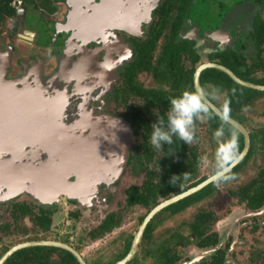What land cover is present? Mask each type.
<instances>
[{
	"label": "flooded vegetation",
	"instance_id": "obj_1",
	"mask_svg": "<svg viewBox=\"0 0 264 264\" xmlns=\"http://www.w3.org/2000/svg\"><path fill=\"white\" fill-rule=\"evenodd\" d=\"M53 1L57 3L47 10L50 15L52 14V18L44 12L47 8L27 4L24 0H14L12 2L15 7V14L4 19L0 26V93L2 96H8V99L11 100L17 99L21 92L23 97L20 94V98L24 100L26 95L27 104L25 106H17V108L23 112L29 107L28 113H34L32 106L28 104L31 102L30 97L36 102V110L38 112L41 106L48 105L52 95L57 90L67 88L68 93L72 97L71 101L74 100L75 103L71 106L72 102H70L68 103L69 106L58 108L56 114L59 117L56 120V124H59L58 130L60 131L72 130L79 137V141L77 145L74 144V141H71V143L76 146L82 145V150L78 151L72 148V150L67 151L70 153H66L67 156L65 157L66 161L64 164L61 161L55 162L53 160L52 162L51 157L53 156L47 151L39 147H31L32 150H30V147L24 145L23 141L22 144H19L14 135L7 133L12 130L11 128H21V125H27L28 123H12L9 129L4 126L5 130L2 128L3 125L0 124V175L4 172L7 173L8 166L4 165L6 161L24 165L25 167L35 165L40 169L54 166L53 169L57 170V172L52 173L55 174L54 177L45 176L46 181L42 187H39L33 181V178L28 177V179H23L21 177V179H18L19 176H15L9 180L6 174L4 175L6 180L0 182V264H76L75 261L77 264H81L77 257L64 247L50 244H26L21 246L26 242L45 240L59 241L72 246L88 264H116L128 254L133 239L151 209L159 202L180 193H171L165 196L158 195L159 202L148 208L140 203L129 204L127 201L129 195L127 191L133 185L127 187L125 190L127 192L125 199L126 206L131 208V206L138 204L142 205L144 210L138 215L136 219L137 228L132 233L124 239L121 237V234L117 236V240L122 243L118 254H116L118 247L106 248L100 253L91 252V249H89L91 248V244L88 242L91 239H101L107 234L115 233L113 231L118 227L124 228L125 225L122 221L127 211L126 206L122 211L112 210L105 213L98 224L90 226L86 231L84 229H87L88 226L85 222L77 227L78 224L82 223V214L85 208L94 206L90 203V199L98 191L102 189L106 190L105 197L102 200L98 198L99 203L105 206L114 194L113 190L109 188L117 184L122 171L126 167L135 165L132 164V160H139L141 168H145L143 161L147 163L144 157L145 137L141 131L144 132L142 124L148 116L150 117V112L149 115L144 112L140 106H137L140 104H130L129 98L133 96L138 97L142 100V104L147 99L139 94L126 92L129 85L125 72L127 67L131 66L133 61L138 59V47L150 39L153 30L157 27V20L159 18L157 8L163 0ZM61 3L64 6L60 5ZM20 6H25L26 8L19 10ZM262 11H264V8H259V16L262 15ZM29 14L32 17L28 21ZM254 14L248 24V28L251 27L249 33L246 32L250 36L249 41H252L251 37L254 31L252 29ZM221 26L224 27L225 31H230L229 39L231 41L228 40L229 43L227 44V37L225 42L221 41L222 38L218 39L216 37L212 39L210 36H207L205 41L209 39L207 40L209 44L206 47L211 48V45L214 43L217 44V49L227 46L234 48L233 45L236 39L232 42V38L236 35V30H230L224 23ZM221 26L215 28V30L221 29ZM168 30L170 28L166 29L165 34L168 33ZM207 30L212 29L204 28L202 24L195 22L192 16H188L184 19L179 29V34L193 40L192 46L201 54L200 47L205 48L203 37L204 32ZM164 39V36L159 37L156 49L145 54L146 57L150 58L152 65L155 64L156 61L154 59H157L162 51ZM211 41L213 42L212 44ZM256 45L255 41H252L248 46L252 50L257 48ZM215 50L208 51L206 59H202L196 68L207 61L217 62L215 59H209L208 56V53ZM200 56L202 58V54ZM96 63L101 64L104 69H102L103 71L100 70L101 73L105 70L107 73L109 68L110 71L114 72L112 83L107 77L99 79V70L97 69L100 67H97ZM195 70L193 73V83ZM142 73L145 76L149 75L147 80L140 79V76L143 75ZM134 80L144 89L169 88L168 84L155 80L152 72L147 70L136 73ZM150 81L156 82L161 86L154 87L148 85L147 83ZM162 85H166V87ZM194 89L196 90L195 85ZM26 90L31 91L30 97L26 93ZM109 98H112V101L114 98L118 102L116 104L118 106H115L117 107L116 112L108 110ZM214 99L215 102L211 100L217 105L219 101L215 97ZM88 102L90 105L93 103V105L89 106L88 104V106H85ZM5 107L8 110L13 108V106ZM95 107L99 109L100 113L105 109V111H108L115 117L111 116V119L103 117L100 114H95L93 112ZM153 108L158 107L154 106ZM146 110H148V107ZM204 119L211 130L208 134H212L216 129L208 123L206 117ZM124 123H129L132 131V134H130L129 131L126 132L125 130L126 136L130 138L125 143V147L129 148L130 144L137 145L135 137L136 142H138L139 133L142 136H140L142 152L134 156L131 161L129 151L124 161L118 153L113 152L114 149L116 151L119 150L117 144L120 147L119 154L125 150L124 143L115 137L121 131L124 132ZM242 123L249 130L251 145L247 154L235 166L239 165L249 153L251 154L242 163L238 171L230 175L229 179L218 181L234 184L232 187L236 186L237 188L232 192V195L236 196L237 201L243 203L240 205L241 203L238 202L239 208L241 206L244 208L241 212L235 213V210H233L228 214V216H236L232 220L233 222H231V230L228 233V237L232 239L234 245L231 247L232 243L229 241L219 243L220 235L216 227L220 221H215L214 225L212 224L214 216L211 218L209 214L213 215L215 212L211 210L198 212L194 220L188 224L189 232H186L184 227H182L176 231L173 230L168 236L165 235L159 241L156 239L155 233L159 227L157 224L164 219V217L159 218L160 214L169 213L171 216H175L195 203L211 197L218 188V182L212 181L204 186L206 187L215 183L216 189L212 193L193 202L181 211L172 212L169 208L171 204L181 199L160 209L147 223L138 242L135 254L125 264H137L136 261L142 248L145 250L143 253L149 255L156 264H240L235 259L236 257L239 258L237 256L239 255V251H236L237 255L234 258L230 254L235 251L233 248L237 244H246L248 240H250V245H253L254 250H258L257 254L255 251V256L253 255L254 251L252 252V257L254 258V263L252 264H257V262L264 264V200L258 202L256 201L257 199H254L257 192L264 194V159L256 162L255 165L257 167L254 171L246 169L249 162L251 163L254 158L259 157L257 155L261 153V150L264 154V138L261 128L259 130L249 128L246 118ZM31 127L29 126V133L33 132ZM44 127L50 131L51 126L48 122H46V125L44 124ZM262 127H264V124ZM252 135H254V139ZM9 136L13 138V141L5 144L4 140L10 138ZM197 138L198 136L196 135L195 140ZM185 144L187 146V154L190 155V147L198 145V142H185ZM7 145L9 146L7 147ZM197 155L199 160V153ZM114 170L116 171L114 172ZM75 172L77 174H84V176L81 175L82 178L80 177L78 181L77 178L79 176ZM117 172L119 173L118 176L114 177ZM138 172L140 173L141 171ZM67 174L73 186L68 184L67 188L69 191L58 192V189H56L58 185L55 182L58 179H65ZM198 175L195 178L197 183L194 185L189 184L182 191L205 181L212 176V173L209 175ZM247 177L250 178L245 183L244 180ZM145 178L140 186L143 184ZM40 179L42 180V178ZM156 181H158V178H156ZM65 206L67 207V218H58V215L62 213ZM111 213L120 217V223L114 225L111 229H100L101 225L107 222ZM199 213L205 214L206 218L203 221L201 219L200 225H197L196 217ZM193 224L197 225L194 236L192 235ZM240 234L244 235L245 238H241ZM205 238L211 243L207 245L200 244ZM128 240H130V244L128 250L124 252L128 245ZM112 241L114 242L115 240ZM192 241H195V244L203 249V253L190 258L187 255L181 260L183 250L186 248L183 246L188 245ZM13 248L15 249L8 254ZM246 251L251 256L249 250H244L243 253ZM69 254L74 257L75 261ZM221 256H223V259H219ZM169 257L177 258L172 263H166L169 261Z\"/></svg>",
	"mask_w": 264,
	"mask_h": 264
},
{
	"label": "trees",
	"instance_id": "obj_2",
	"mask_svg": "<svg viewBox=\"0 0 264 264\" xmlns=\"http://www.w3.org/2000/svg\"><path fill=\"white\" fill-rule=\"evenodd\" d=\"M14 0H0V26L4 19L8 16L15 14V7L13 6ZM27 4H33L35 6H41L44 8H52V0H24ZM244 0H236L237 3H241ZM258 10L254 12L253 27L251 40L257 44V50L255 52V58L252 62L248 61L245 48L249 47L243 39L249 40V34L239 33L236 41L234 42V48L229 46L217 49L211 53H208L209 59H215L228 67H230L238 76L245 80L263 83L264 76L256 77V69L264 68V19L259 16V8H264V0H256ZM213 6H220L221 10L214 11ZM231 6L225 3V0H163L160 6L157 8L159 12V18L157 20V27L153 30V33L149 40H147L142 46H139V57L133 61L132 65L127 67L125 75L128 78L129 87L126 92L139 94L147 99L146 108L158 107L156 113H151L150 117L146 118L143 122L145 150L144 157L147 163L143 160L146 170V178L141 186L133 185L129 188L127 201L129 204L140 203L148 208L159 202L158 195H168L171 193L181 192L189 184L194 185L198 171V145L190 147V155L187 154V146L183 140H179L174 137L172 144L173 149L177 153V156L169 164V168H163L158 176L156 172L148 168V163L152 161L154 157L151 145L148 142V136L151 130V124L157 120V115H163L169 108L168 98L173 95H178L184 89H194L193 73L196 66L201 62V54L192 46L193 40L185 38L179 34V29L182 26L184 19L188 16H192L195 22L203 25L204 28L212 29L218 28L229 11ZM168 33L165 34L166 29ZM245 36H244V35ZM164 36V44L162 51L157 59H154L155 64L152 65L149 57L145 54L152 52L156 49L159 37ZM245 37V38H244ZM244 42V43H243ZM251 44V43H250ZM148 58V60H147ZM151 71L155 80L166 83L169 88H153L144 89L140 87L134 80L136 73L140 71ZM200 83L204 89L208 91L216 90L217 93L222 92L224 97L217 105L222 109L227 107V114L236 118L237 120L244 122L245 117L242 111L247 107H250L253 102L264 95V91L242 85L233 80L229 74L218 68L209 67L204 69L200 75ZM214 102L215 99L209 96ZM208 123L215 129L219 128L222 121L215 115L207 117ZM225 127V134L230 135L231 132L236 133L237 144L239 151L243 147L244 138L242 132L237 129L230 122ZM261 133L264 138V127H261ZM197 135V134H196ZM195 135V136H196ZM198 136V135H197ZM254 135H252V138ZM254 139V138H253ZM184 143V144H183ZM251 153L237 166H235L229 173L233 175L241 167ZM140 158V157H139ZM133 159V157H132ZM131 159V160H132ZM141 160V159H140ZM173 176L174 179H171ZM158 178V181H156ZM216 189L215 183L207 185L203 189L171 204L169 208L172 212L181 211L188 205L195 201L200 200L204 196L212 193ZM256 201L260 202L264 200V194L257 192L254 197ZM255 201V202H256ZM209 217L213 215L209 214ZM206 218V215L199 213L196 217L197 225L199 222ZM120 223V217L114 213H111L107 222L103 223L100 227L111 229L114 225ZM197 225L193 224L192 235L194 236ZM199 228V227H198ZM208 239H203L200 244L207 245L211 242ZM213 240V239H212ZM130 240L124 252L128 250ZM69 256L75 261L74 257ZM177 257H169V261L166 263H172ZM219 259H223L221 256ZM77 264V262L75 261Z\"/></svg>",
	"mask_w": 264,
	"mask_h": 264
},
{
	"label": "rangeland",
	"instance_id": "obj_3",
	"mask_svg": "<svg viewBox=\"0 0 264 264\" xmlns=\"http://www.w3.org/2000/svg\"><path fill=\"white\" fill-rule=\"evenodd\" d=\"M56 3L57 2L54 3V1L52 0L51 6H54ZM225 3H227L229 6H231V8L229 11H227V14L224 17L222 24L224 23L225 25H227L230 30H233V29L236 30V35L234 36V38H232V42H233L234 39L237 38L238 32L243 31L244 34H246V32L249 33V30L251 27L248 28V24L250 23V20H251L253 13L257 12L258 7H257L256 0H244L243 2L237 3V4H236V0H225ZM60 5L64 6L62 3ZM212 9L214 11H219V10H221V7L220 6H213ZM47 10H48V8L44 12L46 14H48L47 16L52 18V14L50 15L47 12ZM30 14L28 15V21L30 20V17H32ZM261 17L262 18L264 17V11H262ZM226 32L230 33L229 30L225 31L224 27L221 26V32L218 33L217 37H218V39L222 38L221 41H225V42H226V37H227V44H228L229 43L228 40L229 41H231V40L227 36L228 34ZM207 36L208 37L210 36L212 39H215L216 32L213 33V35H207ZM207 36L203 37L205 48L200 47L202 59H206L208 51H210V50L212 51V50L217 49L216 48L217 44H214L212 41H211V44L213 43L211 45L212 49L210 47H206V45L209 44V42L207 41L209 39H207L205 41ZM243 41L246 44L247 43L250 44L252 42V41H249L248 39L246 41L243 39ZM256 50H257V48H254L252 50H250V47L245 48L244 53H246V55L248 54L247 58H248L249 62H252V60L255 58ZM256 72H257L256 77L261 78L264 76V68L263 69H261V68L256 69ZM98 73H99L98 76L100 79L101 75L104 74V72L103 73L98 72ZM105 74H106V72H105ZM148 76H145L143 74L140 76V79L141 80L142 79L147 80ZM147 84L154 86V87H160L161 86V85H158L156 82H151V81L148 82ZM162 86L166 87V85H162ZM223 97H224V95L222 92L217 93V95L215 96L216 100L219 102L222 101ZM129 103L130 104H140L137 106H140V108H142V110L144 112H146L148 115H149V112L151 115V113H156L158 111V108H152V109L146 110L147 109L146 106H148L147 100L144 101L142 104V100L139 99L138 97H134V96L130 97ZM116 104H118V102H116L114 98H113V101H112V98H109L108 99V110H113L114 112H116L117 107H115V106H118ZM94 112H100V111L98 108L95 107ZM103 112H106V113L112 115L108 111H105V109H103ZM243 115L246 118L247 126L249 128H253L254 130H259V128H261L262 125L264 124V95L257 98L250 107H247L245 110H243ZM194 131H195V135L196 134L198 135V138L196 140L194 138L191 143H193V142L195 143V141H196V143L198 142V146H199L198 153L200 155V159L198 160L199 161V175L198 176L209 175L213 172L212 164L214 162V153L216 150V143L217 142L213 138V133L208 134L211 130L208 127L207 121L204 118L201 120H197L194 123ZM141 133H143V132L141 131ZM141 133H139V137L137 139L138 142H136V137H135V143H137V145L130 144V147L128 148V151L130 152L129 156L131 159H132V157L134 158V156H136L142 152V148L140 147L142 144V142H140L141 137H142ZM151 148L154 149L152 146H151ZM153 153H154V157H153L152 161L148 164V168L155 171L157 176H158V172L160 173V171L163 168H169L168 166H169L170 162L172 160H174L177 156V153L173 149V146L168 145V144H165L163 149H160V150L154 149ZM33 155H35V154H33ZM257 156H259V157L254 158L251 161V163L249 162V164L247 165L246 169L248 171L249 170L254 171L255 168L257 167L255 165L256 162L264 159V154H263L262 150H261V153L258 154ZM204 157H207L208 164H203L201 162L202 158H204ZM131 159H130V161H131ZM140 163H139V160L133 159L132 164H135V165L134 166L129 165L128 167H126L125 170L122 171L117 184H115V186L109 188V189L113 190L114 194L112 196V199H110L109 202L105 206L103 204L99 203V201H98V198H99V200L100 199L102 200V198L105 197V195H106V190L102 189V190L98 191L94 195V197H92L90 199L91 201H93V202L90 201V203H92L94 206L85 208V211L82 214V223L77 225V227H78V226H81L84 222L87 223L88 227H87V229H84V231L88 230V228L90 226H95L96 224H98V222L102 219V217L105 213L112 211V210H121L122 211L123 209H125L127 207V211L125 210L126 212H125V215L123 217L124 220L122 221V223H124L125 227L122 229H121V227H118L113 231L115 233L107 234L106 236H103L101 239L89 240L88 243L91 244V248H89V249H91V252L100 253L101 251H103L106 248L118 247V249H117L118 252L116 253V254H118L120 252L119 249L121 248L120 245L122 243H121V241L117 240L118 239L117 236L119 234H121V237L124 239L130 233H132V231H134L135 228H137V220L136 219H137L138 215L144 210V208L142 205H138V204H136L135 206H131V208L129 206H126L125 199H126L127 192H125V190L130 185L136 184V185L140 186L143 179L145 178V173H146L147 169H145L144 167L141 168ZM115 171L116 170H114V172ZM138 171H141V172L139 173ZM249 178L250 177H247L244 180V182L246 183V181L249 180ZM233 185L228 183V182H218V188L219 189L217 188V191L211 197L195 203L194 205L188 207L186 210H184L183 212H181L175 216H171V214H169V213L160 214L159 218L164 217V219L159 221L157 224L159 227H158V229H156V233H155L156 239L159 241L161 238H164L165 235L168 236L171 232H173V230L176 231L182 227H184V230L186 232H189L188 224L194 220L195 215L202 210H211V211L215 212V214L213 213L214 218H213L212 224L214 225L215 221H217V222L220 221L219 223H217V227H216V228H218V233L220 235L219 236V243L220 242L222 243L223 241H226V242L229 241L230 243H232V239L230 237H228V233L231 230L230 229V226L232 225L231 222H233L232 220L236 216L235 217L234 216H228V214L231 213L233 210H235L234 211L235 213H239L244 209L243 206H241L239 208V203H241L240 205H242L243 203L241 201H237L236 196L232 195L233 194L232 192L237 188L236 186L232 187ZM66 214H67V207L65 206L62 213L58 215V218H60V217L67 218ZM77 230H78V228H77ZM242 233H243V231H242ZM187 235H189V234H187ZM240 237L245 238L244 235H241V234H240ZM77 239H78V237H77ZM79 240L82 241L81 239H79ZM86 240H87V237H86ZM112 240H115V241L113 242ZM263 244H264V242H263ZM233 245H234V243L231 244V247ZM183 247H186V248H185V250H183L181 260H183L187 255H189V258H190V257H196V256L200 255L201 253H203V249L201 247H199L197 244H195V241H192L191 243H189L188 245L183 246ZM233 249L235 251L230 254V256L232 258H234L235 255H237L236 251H239V255H237V256H239V258L238 257L235 258L237 262H240V264H250V263L252 264V263H254V258L252 257V252L254 251L253 255L255 256V251L257 254L258 250H254L253 245H250V240H248L246 242V244H242V245L237 244ZM244 250H249L251 252V256H249L247 251L245 253H243ZM143 252H145L144 248H142L139 252L138 259L136 261L137 264H156V262L154 263V260L149 255H145ZM116 254H115V256H116ZM157 264H159V263H157ZM257 264H259V263L257 262Z\"/></svg>",
	"mask_w": 264,
	"mask_h": 264
},
{
	"label": "water",
	"instance_id": "obj_4",
	"mask_svg": "<svg viewBox=\"0 0 264 264\" xmlns=\"http://www.w3.org/2000/svg\"><path fill=\"white\" fill-rule=\"evenodd\" d=\"M25 6H20L19 10L21 9H25ZM221 32V29H217V30H207L204 32V36L207 35H213V33L216 32V37L218 35V33ZM229 37L228 32H226ZM215 37V38H216ZM94 64V63H93ZM97 67L99 66L100 68L97 69L99 70V72L101 73V71H103L104 69L102 68L101 64L96 63ZM93 66V65H92ZM209 67H214V68H218L220 70H223L224 72H226L227 74L230 75V77L235 80L236 82L248 86V87H252L261 91H264V84L263 83H257V82H253V81H249V80H245L242 77L238 76L230 67L222 64V63H218V62H211V61H207L204 62L202 64H200L196 70H195V78H194V85L196 90H200L202 87L200 85V75L201 72ZM103 69V70H102ZM101 70V71H100ZM106 70L104 71V74L101 75L100 79H104L105 77H107V79H109V81H111V83L113 82L114 77H112V75L114 74V72L110 71V68L108 69L107 73L105 74ZM20 92V91H19ZM25 92V91H24ZM26 93H28L29 97L31 95V91L30 90H26ZM20 94L21 97H23V94L20 92L17 99H8V96L4 95L2 96L0 93V124H2V128L4 129V126L6 128H10V126L12 125V123H28L27 125H21V128L17 127V128H11L12 130L10 132H7L8 134H12L15 136L17 142H19V144H22L24 142V145H27L28 147H39L42 148L43 150L47 151L48 153H50L53 157H51V161L53 162V160L55 162H59L61 161L63 164L66 161V153L69 154L70 151L72 150V148H74L73 150H82V145L76 146L78 144L79 141V137H77V135L75 133H73L72 130H68V131H60L58 130L59 124H56V120L58 119V115L56 114V111L58 110V108H62V107H66L69 106L68 103L72 102V104H70L71 106H73V103H75V101H71L72 97L71 95L68 93V89L65 88L63 90H57L55 94L52 95L48 105L46 106H41V108L38 110H36V102L30 97L31 102L28 103L29 106H32V110L34 113H28L29 111V107L27 108L26 111H21V109H18L17 106H25V104H27V97L25 95L24 100L22 98H20ZM209 104L213 107V108H220L219 106H217L208 96L205 97ZM47 100V99H46ZM82 102V101H81ZM89 102L85 105L88 106ZM93 103L89 106H92ZM5 106H13L12 109L8 110L7 107ZM93 109V107H92ZM91 109V111H93ZM95 114H100L103 117H107V118H111L115 117L113 115H110L108 113L102 112V113H96ZM228 115V114H227ZM229 117V122L231 124H233L236 128H238L244 135V146L241 150L240 153H242V157L235 162L233 165H231L230 169H232L249 151V147L251 145V140H250V133L249 130L247 129V127L240 122L239 120H237L236 118L228 115ZM112 119V118H111ZM17 120V121H16ZM46 122H48L51 126L50 131L46 130V127H44V124L46 125ZM32 123V125H30ZM34 123V124H33ZM127 124V126H126ZM124 123V132L121 131L120 134H116V138H118V140L122 141V143H124V148L125 150H123L121 152V154H119V150L120 147L117 144V148H119L118 151H116L114 149V153H118V155L120 156V158L124 161L127 158L128 155V148L125 147V143L128 142V140H130V138L128 136H126V132L129 131L130 134H132L131 128L129 123ZM29 126H32V131L29 133ZM5 130V129H4ZM126 130V132H125ZM10 137V136H9ZM5 144L10 143L11 141H13V138H7L6 140H4ZM23 141V142H22ZM71 141H74V144L71 143ZM119 141V143H120ZM2 143V142H1ZM2 143V144H4ZM69 145L72 148H65L66 145ZM6 146V145H5ZM5 146H1V147H5ZM9 145H7L8 147ZM32 153V152H31ZM30 153V154H31ZM5 166H8V170L7 173L4 172L3 174L0 175V182L5 181L6 177L10 179H12L15 176H19L18 179H21V177L23 179H28L29 178H33V181L38 184L39 187H42L46 181V177H54L55 174H52L53 172H57L56 169H53V167H49L47 169H40L37 166H30V167H25L24 165H18L16 163H10L8 161H6L4 163ZM40 169V170H39ZM9 171V172H8ZM46 171V172H45ZM20 173H22V175H20ZM46 173V174H45ZM76 173V172H75ZM6 174V177L4 176ZM26 174H30V175H26ZM118 172L117 174L114 175V177L118 176ZM79 177L77 178L79 181V178L82 176H84V174H77ZM42 178V180L40 179ZM82 178V177H81ZM69 175L67 174L65 176V179H58L57 182H55V184L58 185V187H56V189H58V192H62V191H69V189L67 188V186L71 185L73 186L72 182L69 180ZM213 180L211 179V176L209 178H207L205 181L200 182L199 184L192 186L174 196H171L161 202H159L155 207H153L151 209V211L148 213V215L145 217L144 221L142 222L139 231L137 232L135 238L133 239L131 248L128 252V254L123 257L120 261H118L116 264H125L128 260H130L133 255L136 252L137 249V245L138 242L141 239L142 233L147 225V223L149 222V220L162 208H164L165 206L179 200L182 199L198 190H200L201 188H203L206 184H208L209 182H212ZM69 184V185H68ZM65 188V189H62ZM73 194V193H71ZM26 244H50V245H55V246H59V247H64L68 250H70L79 260V262L81 264H88L83 257L80 255V253L73 248L72 246H69L65 243L59 242V241H35V242H26L24 244H22L21 246H24ZM18 246V247H21ZM16 248V247H15ZM15 248H13L12 250H10V252L8 254H10Z\"/></svg>",
	"mask_w": 264,
	"mask_h": 264
},
{
	"label": "clouds",
	"instance_id": "obj_5",
	"mask_svg": "<svg viewBox=\"0 0 264 264\" xmlns=\"http://www.w3.org/2000/svg\"><path fill=\"white\" fill-rule=\"evenodd\" d=\"M216 95V90L186 88L178 95L170 96L167 111L163 115H157V120L151 124L148 142L156 150L163 149L165 144L172 145L174 137L190 143L195 138L194 123L206 116H217L222 124L213 132L217 143L211 179L218 182L230 178V167L242 157V153L238 149L236 133L233 131L230 135L225 134L224 125L229 123L227 107L213 108L205 98ZM201 162L208 164L207 157L202 158Z\"/></svg>",
	"mask_w": 264,
	"mask_h": 264
},
{
	"label": "bare ground",
	"instance_id": "obj_6",
	"mask_svg": "<svg viewBox=\"0 0 264 264\" xmlns=\"http://www.w3.org/2000/svg\"><path fill=\"white\" fill-rule=\"evenodd\" d=\"M115 48H116V47H115ZM65 148H72V147H70V146L66 145V146H65Z\"/></svg>",
	"mask_w": 264,
	"mask_h": 264
}]
</instances>
